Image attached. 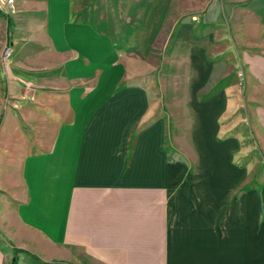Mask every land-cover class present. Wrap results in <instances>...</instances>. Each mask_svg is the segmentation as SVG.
I'll return each instance as SVG.
<instances>
[{
	"label": "crops",
	"instance_id": "obj_1",
	"mask_svg": "<svg viewBox=\"0 0 264 264\" xmlns=\"http://www.w3.org/2000/svg\"><path fill=\"white\" fill-rule=\"evenodd\" d=\"M141 1L126 8L148 26ZM206 2L174 44L189 50L193 172L166 161L118 0L0 11V264H264V182L247 190L253 164L233 163L264 161V0Z\"/></svg>",
	"mask_w": 264,
	"mask_h": 264
},
{
	"label": "rangeland",
	"instance_id": "obj_2",
	"mask_svg": "<svg viewBox=\"0 0 264 264\" xmlns=\"http://www.w3.org/2000/svg\"><path fill=\"white\" fill-rule=\"evenodd\" d=\"M138 1L118 0L116 20L119 51L129 60V72L133 74V81L149 91L151 107L154 109L150 123L158 118L165 121L166 140L162 147L166 161L169 164L185 165L193 172L196 168V155L190 139L191 117L188 111L187 91L191 76L189 50L176 51L174 44L176 38L189 43L190 26L185 25L196 22V14L192 9H204L207 0H147L150 13L148 26L146 17L132 18L130 10L126 8V5H134ZM142 7L147 9L146 1L142 0L137 5L138 10ZM162 8L164 11L161 18L158 12ZM127 29L128 33L133 35L126 33ZM180 35H184L183 38H179ZM237 80L238 87L243 92L245 87L241 72L237 73ZM210 84L204 82L200 85L201 102L206 100L207 91L214 87ZM217 122L221 127L223 121ZM239 129L245 138V144L249 145L252 140L247 126L242 125ZM225 137L219 135L217 139L222 142ZM247 153L244 159L233 163L239 164L240 167L253 164L252 176L247 179L248 190L264 182V161L257 150Z\"/></svg>",
	"mask_w": 264,
	"mask_h": 264
},
{
	"label": "built area",
	"instance_id": "obj_3",
	"mask_svg": "<svg viewBox=\"0 0 264 264\" xmlns=\"http://www.w3.org/2000/svg\"><path fill=\"white\" fill-rule=\"evenodd\" d=\"M13 5V0H3L0 4V11L5 14L9 15L12 12V6ZM9 57V51L5 50L3 52V60L6 61L7 58ZM241 77V75L239 74Z\"/></svg>",
	"mask_w": 264,
	"mask_h": 264
},
{
	"label": "trees",
	"instance_id": "obj_4",
	"mask_svg": "<svg viewBox=\"0 0 264 264\" xmlns=\"http://www.w3.org/2000/svg\"><path fill=\"white\" fill-rule=\"evenodd\" d=\"M18 252H22V251H15V254ZM32 258H35L34 256H31ZM17 260H16V256H14L13 260H12V264H16Z\"/></svg>",
	"mask_w": 264,
	"mask_h": 264
}]
</instances>
